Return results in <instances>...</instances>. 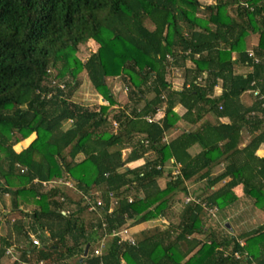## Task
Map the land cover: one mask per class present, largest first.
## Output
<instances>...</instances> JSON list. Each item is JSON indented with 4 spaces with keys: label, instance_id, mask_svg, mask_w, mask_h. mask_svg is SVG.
Segmentation results:
<instances>
[{
    "label": "trees",
    "instance_id": "obj_1",
    "mask_svg": "<svg viewBox=\"0 0 264 264\" xmlns=\"http://www.w3.org/2000/svg\"><path fill=\"white\" fill-rule=\"evenodd\" d=\"M82 73L107 104L73 101ZM117 77L124 107L107 83ZM182 120L191 127L165 140ZM262 145L264 0H0V201L10 199L0 264H264V225L239 236L208 225L238 186L264 212ZM156 219L163 227L132 234L134 244L111 236Z\"/></svg>",
    "mask_w": 264,
    "mask_h": 264
},
{
    "label": "rangeland",
    "instance_id": "obj_2",
    "mask_svg": "<svg viewBox=\"0 0 264 264\" xmlns=\"http://www.w3.org/2000/svg\"><path fill=\"white\" fill-rule=\"evenodd\" d=\"M257 40H258L257 35L250 36V43H249L250 47L255 46L257 43ZM96 47H97V44L93 43V42H89L88 44L82 45L80 48V51L77 53V56L81 60L84 61L88 55L93 53V51L96 49ZM189 65H191V63L187 62V66H189ZM181 74H182V70H178L177 68H173L171 70L169 76L167 77V79L171 81L172 85L174 84L176 86V89L178 86H180V82L182 81ZM175 78H178V79H175ZM80 79H81V85H80L79 89H77V91L73 94V96H72L73 101L81 103L90 109H98V107L100 105L107 104V102L105 101L103 96L101 94H99L91 86V84L89 83L88 79L85 76V73L81 74ZM175 81H177L179 83V85H177V83ZM107 83H108L109 88L112 91L113 96L117 99L120 106L124 107L125 104L128 103V89H127V86L125 85V83L121 80L120 77L109 78V79H107ZM120 106H118V107H120ZM112 116H113V114L110 116L111 119L113 118ZM68 125H69V123H67L65 125V127H68ZM113 126L117 127L115 123H113ZM114 132L116 133V130H114ZM31 136L34 137V135H31ZM15 150H16V146H15ZM16 151H18V150H16ZM127 153H128V151L126 149L123 150V157H125V155ZM130 168H135V167L130 166ZM120 170H122V169H120ZM203 183H202V185H203ZM159 184L161 186H164L165 180L160 179ZM202 187H201V189H202ZM233 191L236 194L239 193V195L243 194L242 192H239L240 191L239 188L238 189L235 188ZM242 197H244V195ZM183 203L184 202L181 200L179 203L176 202L171 207L170 213L173 214L172 215L173 217L172 216H170V217L172 218L174 223L178 221L177 216H178V213L181 209V205ZM244 206H247V204ZM9 210H10V199L8 196H4L3 201H0V212H2V211L8 212ZM15 215H18V214H15ZM87 216H89V215H87ZM128 223H127V226H128ZM231 224L234 226L235 223L231 222ZM157 225H161L163 227L162 222L160 220H157V219L149 221V223L147 224V227H154ZM209 225L211 228H214L216 233H220L221 235L228 234V229L225 228L226 226L223 224L217 223V220L215 221V219H213L212 221H209ZM128 229H129L128 234L129 233L132 234L131 228H128ZM37 238L40 240L39 237H37Z\"/></svg>",
    "mask_w": 264,
    "mask_h": 264
},
{
    "label": "crops",
    "instance_id": "obj_3",
    "mask_svg": "<svg viewBox=\"0 0 264 264\" xmlns=\"http://www.w3.org/2000/svg\"><path fill=\"white\" fill-rule=\"evenodd\" d=\"M181 78H182V81L180 82V86H178L177 89H180L182 84H183V75L182 74H181ZM175 79H178V78H175ZM175 82L177 83V85H179V83L177 81H175ZM173 87L176 88V86L174 84H173ZM221 90H222L221 87L217 86L215 89V93L219 94V93H221ZM242 101L245 105H251L253 102V97L251 95V92L244 93L242 95ZM175 111L180 116L185 113V109L181 105H177L175 107ZM162 115H163V113L160 112L156 115V117L159 118ZM222 121L227 122L226 119H223ZM179 125L183 126V127H178L176 130L167 133L165 136L166 137L165 140H169V139L176 137V135H178L184 127H186V128L191 127V125L187 124L183 120L181 122H179ZM246 141H248V137H246ZM198 150H199V147L196 146V147H194L192 152L194 153V152H197ZM127 151L129 152V149H127ZM257 154L259 156H264V145H262L258 149ZM147 156L148 155H146L145 158H141L139 160L131 162L129 164V166L138 167V166L142 165L145 162V159L147 158ZM170 161L172 162L173 159H170ZM168 167H170V166H168ZM222 167L223 166L216 167L214 169V173L221 171ZM201 187H202V183H192L190 185V190H193L194 193H198V191L201 189ZM236 188L237 189L239 188V190H240L239 192H242L241 186H238ZM236 196L238 197V199L235 202V205L233 204L232 206L221 211L220 215H218L219 218L217 217V219H215V221L217 220V223L223 224L225 226L228 224L229 227L226 226V228L228 229V234H232L234 236H239L241 234H244L246 232H249L253 229L258 228L259 226L264 225V212L255 208L252 205L251 200L247 199L246 197H242L243 194L239 195V193H237ZM246 204H247V206H244ZM212 220L213 219H210V221H212ZM231 222L235 223L234 226L231 224ZM148 223L149 222L132 226L131 227L132 234L135 235V234L143 231L144 229L150 228V227H147ZM208 225H209V222H208ZM200 238H203V237L200 236ZM240 243L243 244L244 241L240 240ZM5 261H3L4 262L3 264L8 262L7 258Z\"/></svg>",
    "mask_w": 264,
    "mask_h": 264
},
{
    "label": "built area",
    "instance_id": "obj_4",
    "mask_svg": "<svg viewBox=\"0 0 264 264\" xmlns=\"http://www.w3.org/2000/svg\"><path fill=\"white\" fill-rule=\"evenodd\" d=\"M249 55L252 56V52H250ZM68 185L71 186V184H69V183H68ZM95 193H97V192H95ZM90 194H92V193H90ZM110 196H112L111 193H110ZM90 199H91V195L87 194V196H85V200L88 202V201H90ZM189 200H191V197H189V198L187 197L186 198V202L189 201ZM96 204H98V205L101 204L100 199L97 200ZM203 205H204V203H203ZM88 209L90 211H97L96 210L97 209L96 205L95 204H91V203H90V206L88 207ZM208 211L211 214V216H215L216 212H217V209L215 207H213V208L210 207V208H208ZM128 230H129L128 228H123V229H119V230H113V232L111 233V236L118 237V243H121L123 241H127V242H129L131 244H134V239L132 237V234H130V233L128 234ZM31 241H32L34 246L40 247V245H41L40 240L36 236L31 235ZM103 246H104V242L101 241L100 246L97 247L94 250V254L95 255H100L101 252H102ZM6 255L10 256L11 259H13V260H17L18 253H14V251L12 249L8 248L7 251H6ZM33 264H44V262L43 261H39L38 263H33Z\"/></svg>",
    "mask_w": 264,
    "mask_h": 264
},
{
    "label": "water",
    "instance_id": "obj_5",
    "mask_svg": "<svg viewBox=\"0 0 264 264\" xmlns=\"http://www.w3.org/2000/svg\"><path fill=\"white\" fill-rule=\"evenodd\" d=\"M226 226H228L229 227V225L227 224ZM88 249H89V245H86V247H85V250H84V256H86L87 255V252H88ZM82 259H80V261H81Z\"/></svg>",
    "mask_w": 264,
    "mask_h": 264
}]
</instances>
